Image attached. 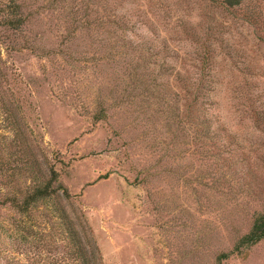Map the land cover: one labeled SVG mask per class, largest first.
I'll list each match as a JSON object with an SVG mask.
<instances>
[{"label":"rangeland","instance_id":"374dc122","mask_svg":"<svg viewBox=\"0 0 264 264\" xmlns=\"http://www.w3.org/2000/svg\"><path fill=\"white\" fill-rule=\"evenodd\" d=\"M22 2L32 47L0 42V79L31 172L0 194L25 189L39 166L69 196L0 204V264H77L59 210L94 264H264V238L217 261L264 203V0L90 5V20L120 17L105 26L81 25V0ZM143 46L158 52L144 58Z\"/></svg>","mask_w":264,"mask_h":264},{"label":"trees","instance_id":"16d2710c","mask_svg":"<svg viewBox=\"0 0 264 264\" xmlns=\"http://www.w3.org/2000/svg\"><path fill=\"white\" fill-rule=\"evenodd\" d=\"M53 1L64 2V0ZM219 1L223 6L233 9L241 6L245 0ZM81 2L82 4L80 6H77L76 9L82 11L83 15L85 16L83 19H81L80 22L83 26H89L90 23L94 22V20H96L98 26H105L109 24L111 25L120 21V17L116 18V13H112L111 18L110 15H107L105 17L101 13H99V15L94 18V20H90L88 18L87 15L90 9V5L97 4L103 8H107L112 4L111 2H109V0H81ZM60 7H67V5L65 3H61ZM71 7L72 6H70L69 8ZM74 12H76V10H74ZM30 14L31 11L24 8V3L22 2V0H0V42L5 43L6 49L10 47L8 45H14L15 43H17V39L19 36H22V40H20V43L24 47H32V42L29 37L23 34L25 26L30 19ZM242 17H246L249 20L253 19V21H255L256 19V17L253 16L252 11H244V13H242ZM138 44L141 45L142 43ZM140 51L142 52L144 58L147 59L158 52L157 49L151 46H143L140 48ZM129 57L130 56H128L127 58ZM128 73L131 77L135 78L134 83L136 79H139L142 82L146 83L148 71L144 73L141 72L140 69H137V67L135 66H128ZM0 77H3L4 79V74L0 73ZM201 78L202 76L198 77V79L200 80ZM179 79L181 80V86L184 88V90L190 91V84L186 82V80L182 76H179ZM1 81L2 80L0 79V122L5 123L3 125H5L4 127L8 129L10 134L5 135V137L8 139L7 143H4L2 146H0V182H2L5 186H13V184L19 179L18 177L20 174L31 172V169L29 168L31 167L29 164L30 159L25 153L28 145V139L26 138L25 134L23 133L24 131L20 127L18 117L15 115V106H13L10 101L8 102V100H5L4 89H2ZM195 95V98L198 97V94ZM95 117V119L102 118L103 112H96ZM211 130L213 131H211L212 133H210V135L215 136L217 133V128H213ZM34 162L37 165L36 161ZM38 171L39 174H34V176L31 177V182L22 191H8L0 194V204L9 203L17 210L25 211L40 202L58 197L61 193L65 197L69 196L68 189L63 186L61 182H58L56 185L54 184V182L57 181V173L53 168L50 169L47 176L44 175L42 168H40L39 166ZM58 213L63 223L65 224V237H68V242L70 245L69 250L67 251L68 259L74 260L77 264H94V258L91 255L90 251L86 248V246L81 242L79 238L77 240L76 236H78V232L73 226L69 215L63 210H59ZM263 238L264 203L261 209L255 211L252 214L248 229L238 237L233 247L229 251H221L219 254H217V261L219 262L227 258L231 253L239 252L242 248L255 244Z\"/></svg>","mask_w":264,"mask_h":264}]
</instances>
